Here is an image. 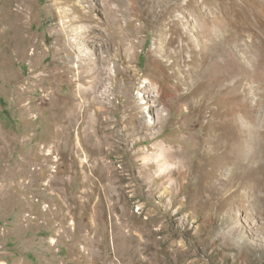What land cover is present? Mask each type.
<instances>
[{"label": "rangeland", "instance_id": "1", "mask_svg": "<svg viewBox=\"0 0 264 264\" xmlns=\"http://www.w3.org/2000/svg\"><path fill=\"white\" fill-rule=\"evenodd\" d=\"M0 264H264V0H0Z\"/></svg>", "mask_w": 264, "mask_h": 264}, {"label": "bare ground", "instance_id": "2", "mask_svg": "<svg viewBox=\"0 0 264 264\" xmlns=\"http://www.w3.org/2000/svg\"><path fill=\"white\" fill-rule=\"evenodd\" d=\"M235 101H236V96L229 97V100H227L224 103L222 112L224 115H232V119L237 122V119H238L237 111H239V108L236 107L237 103ZM245 111L246 110L244 109L243 114L247 113Z\"/></svg>", "mask_w": 264, "mask_h": 264}]
</instances>
